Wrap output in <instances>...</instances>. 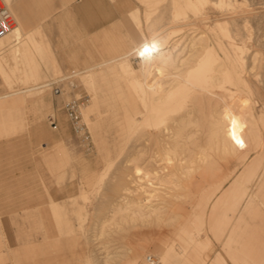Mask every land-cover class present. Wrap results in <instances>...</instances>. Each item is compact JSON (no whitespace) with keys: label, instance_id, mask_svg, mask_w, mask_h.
Masks as SVG:
<instances>
[{"label":"bare ground","instance_id":"6f19581e","mask_svg":"<svg viewBox=\"0 0 264 264\" xmlns=\"http://www.w3.org/2000/svg\"><path fill=\"white\" fill-rule=\"evenodd\" d=\"M132 1L135 5L129 15L144 37L122 57L104 63L116 62L123 88L132 95L122 107L125 127L117 134L120 151L114 152L122 156L130 139L132 149L123 156L124 170L120 169L121 174L109 187L121 200L112 199L115 202L107 205L109 214L98 217L96 225L119 231L129 225L141 236L133 245L127 242L129 246L121 248L123 251H110L105 246L92 264H110L118 259L123 264H264V258L259 261L253 249L256 241L244 235L264 232L262 172L254 180L264 154V91H258L259 99L252 102L247 87L253 75L249 70L262 57L256 54L264 50V0ZM24 22H17L0 37V80L8 88L13 82L18 85V80L14 75L11 78L15 70L7 67L15 64L10 65L3 57L6 50L11 55L28 53L25 59L31 65L39 64L34 51L36 55L45 53L44 59L54 55L50 40L40 41L34 35L37 31L46 36L44 29L38 26L25 37V25L29 23ZM251 22L256 28H251L253 32L249 29ZM250 53L248 61L246 55ZM52 63L58 64L55 58ZM36 70L33 72L40 73ZM35 75L31 73L36 79L43 76ZM91 94L94 100L95 86ZM14 104L12 100L6 114H1L4 120L0 126L13 123ZM131 110L133 115L129 116ZM8 129L11 131V127ZM113 156L109 154L106 166L96 173L93 187L81 189L84 200L90 198V191L108 188L115 170L109 164L118 161ZM50 205L56 241L69 242L73 210L62 212L53 201ZM77 211L78 219L88 218L87 212ZM204 228L211 236H199ZM160 230L172 233H161L159 241L156 238L159 253H154V258L145 241L152 240L153 231L158 234ZM213 240L222 250L211 255V249L206 253V248Z\"/></svg>","mask_w":264,"mask_h":264},{"label":"rangeland","instance_id":"374dc122","mask_svg":"<svg viewBox=\"0 0 264 264\" xmlns=\"http://www.w3.org/2000/svg\"><path fill=\"white\" fill-rule=\"evenodd\" d=\"M1 1L3 5L9 8L16 19V23H20L22 17L14 11L13 0H7L8 2L5 0ZM7 3L9 4L7 5ZM132 5L134 6L135 4L132 3ZM129 13L125 15V18L132 23L133 35L136 40H138L140 39V34L136 32V23H134L135 21H133L134 19L131 18ZM49 17V15L45 16V18ZM57 18L64 20L66 18L64 11H59L58 15L54 16V19ZM249 26H251L249 27L251 31L253 30L251 28H255V24L252 26V22ZM40 28L42 29V27ZM43 28L46 31V36H42L40 33L36 34L37 31L34 32L36 27L27 26L26 30H28V32L25 37H27L30 32H34L35 37H37V39L39 37L38 40L40 41H42V38H46V42L47 40H51L49 34L50 28L48 26ZM255 29L253 31H255ZM60 30L63 36L62 42H60L59 39L54 43L50 41L51 46L54 48V55L50 54L48 59H44L43 56H45V53L42 54L37 52V55L39 54L37 56L34 51L33 55L36 59L35 62L39 64H27L25 57L28 53L25 55L26 52L23 51L16 52L17 54L12 53V55L16 56L15 58L9 53L10 50H6L2 54L10 65L15 64L11 66L13 68H7H9V70H15L11 78L13 75L14 77L16 76L15 79H13L15 81L18 80L17 83L19 86L16 82H13L11 88H8L6 85L4 86L0 80V95L8 93L6 96L0 97L1 120H4L3 115L6 114V107L11 104L12 100L15 101V107L13 106V110L11 109L13 117L11 122L13 123H11V126L10 124L9 126H0V134L2 133L0 139L3 137H9L10 139L15 137L23 138L25 141L26 178H32L34 182V187L31 188L32 192L29 193V190L26 197V208L24 213L26 217L0 219V240L7 253V259L4 264H92V262L94 263L96 260L95 256L97 252L101 249L103 251L105 246L110 251H119L121 248L129 246L128 244L130 243V245L136 243V241H138V239H136L137 236L138 238L141 236L140 233L131 226L129 227V225H125L126 227L120 229L121 231L112 228V230H110V228L102 229L100 226L96 225L101 216L109 214L107 212V205H109L110 202H115L112 199H116V201L121 200V198H117V193L115 194L112 190L110 192L109 187L114 185L122 172L121 170H124V166L121 164L123 156L132 149V142L130 139L127 143L125 142L126 147H124L122 156H116L114 152V150L120 151V141L116 135V119L120 106L115 90L116 87L120 89L124 86L121 76H118V67L114 61L105 64L107 66L105 67L104 63L110 59L104 60L102 54H97L95 52H89L87 59L82 63L74 64L69 62L70 64H67L66 56L72 55L73 52L71 50H66L64 46L66 40L64 34L65 28L62 27ZM29 53L32 54L31 51H29ZM262 53H264L263 49H261V55L259 53V55L256 54L257 58H260L258 56L262 57L261 59H257L258 61L256 60L254 64L255 66L249 70V74H253L252 76L250 75V82L247 84V87H250L248 96L252 102L259 99L257 95L258 91H264V60H262L264 59V54L262 55ZM246 56L249 61L250 57L248 58V56H251V53ZM46 57L47 56H45V58ZM54 58L59 65L52 63L54 62ZM47 60L49 61L47 62ZM133 64L135 66L137 65L135 59H133ZM29 65L30 68L33 67V69L39 67V69L36 68L37 70H34L40 73L33 72V69H30L31 71L33 70L31 72L28 67ZM24 69L29 71L26 72ZM23 73H27V76L29 75L32 80L35 77H31V73H33V75L36 74L35 76L38 74H41L40 77L42 74L43 76L38 79L35 78L32 82L29 77L25 75L28 78L26 79ZM89 74H93L94 76H89ZM19 77H21V80H19ZM89 77L92 78V82H90ZM13 79L12 81H14ZM23 79L27 80V82ZM93 79L95 80L93 81ZM92 86H95L97 95V99L95 100L96 105L93 104L94 100L91 94ZM14 88L19 89L17 91L19 94L17 92H11L10 89ZM60 91H62V93H60ZM126 93L130 99L132 95L127 91ZM38 98H45V102H38ZM262 100L264 102V97H262ZM73 101H76L80 105L79 111L82 116L81 124L83 128L78 132L75 130L74 124L68 114L69 104ZM34 105L36 106L35 113L30 111L31 107ZM90 105L91 110L89 114L92 123H94L93 127L86 125L84 120V107L88 108ZM254 110L257 113V108ZM131 115H133L132 110L129 116ZM6 118L8 119V117ZM8 127H11V131H9L10 129H8ZM3 128L7 131H3ZM12 129L15 131L13 132ZM59 139L61 140L59 143H62L64 146L62 153H56L57 145L59 144L57 141ZM106 150H110L111 157L115 154L113 157L116 158V160L118 159V161H115L113 164H109V167L111 166V168L115 170L107 182L108 188L106 187L107 185H104L108 190L105 189L104 191L102 186V188L97 191H90L91 194L89 192L90 200H84L80 191L82 188L91 189L93 187V179L96 173L101 170L105 164L103 156ZM254 155L255 153L251 154L250 158ZM119 156L121 158H118ZM263 159L264 154L260 160L261 166L256 170L254 180L258 179L257 174L259 172H262L260 176L262 175V177H264ZM116 176L117 178H115ZM81 183L82 185H80ZM52 200L54 204H59L57 209H60L62 212H68L70 208L71 211L73 210V229L69 237L71 242L65 243L63 240L56 241L46 237L47 234L42 225L43 222L52 223L51 218L53 215H51L49 210ZM77 209H81L82 212L88 213V218L85 219V221L77 218L79 214ZM255 218H261V216H255ZM75 223L78 226L75 225ZM133 230L137 232L138 235H136ZM157 230L155 229V232H157ZM100 231L103 232V234L100 233ZM117 231L120 232V234ZM132 231L134 233H132ZM161 231L163 230L158 231L160 232L158 233L159 235L153 231V233L156 234L155 236L152 233L154 236H152L153 243L151 242L152 240L145 241L150 251L149 253H152L154 258H156L154 253H159L156 238L159 237L157 238L159 241L162 237L161 233H165V230L164 232ZM170 232L171 231L165 234L170 235L172 233ZM199 233L200 237H204L206 233L209 234L210 232L207 228H204V230L201 229ZM244 235L250 236L256 241L252 244L254 247L253 249L258 253V260H263L264 232L252 233L249 235L248 233H244ZM151 248L152 252L150 250ZM153 248L156 249L154 250ZM220 248V244L213 240L212 246L206 248V253L211 249L210 254L213 255L216 251H221L222 249ZM123 250L124 249L121 251ZM121 261L122 259H118L112 260L111 262L112 264H123V261Z\"/></svg>","mask_w":264,"mask_h":264},{"label":"crops","instance_id":"0c3cea01","mask_svg":"<svg viewBox=\"0 0 264 264\" xmlns=\"http://www.w3.org/2000/svg\"><path fill=\"white\" fill-rule=\"evenodd\" d=\"M132 3V0H13V9L19 16H24L22 18L25 21L24 25L29 23V26L42 28L48 26L52 43L57 42L58 39L62 42L60 29L65 28L64 46L66 50L73 52L72 55L66 56L67 64H78L87 59L89 52L102 54L104 60L117 59L142 41L144 37L142 31L136 27V32L140 34V39L136 40L132 32V23L125 18L133 8ZM59 11H64L66 15L64 20L54 19ZM46 15L50 17L45 18ZM3 85L5 86L4 83ZM115 91L120 106L116 119L117 135L125 127L122 107L124 102L130 99L123 87ZM95 96L94 105L97 99L96 92ZM37 101L43 103L45 98H38ZM90 107L91 105L88 108L84 107V120L86 125L93 127L94 123L89 114ZM30 111L35 113L36 106L31 107ZM60 141L59 139L57 143ZM63 150V144L59 143L56 153H62ZM109 154L110 150H106L103 156L105 161L103 168L108 162ZM32 187H34L33 179L26 178L25 141L22 137L13 139L3 137L0 139V219L26 217L24 214L26 197L29 190V193L32 192ZM42 226L45 228L46 237L56 240L57 232L52 229L51 223L43 222ZM6 259V249L3 248L0 240V264H4Z\"/></svg>","mask_w":264,"mask_h":264},{"label":"built area","instance_id":"2783aa9c","mask_svg":"<svg viewBox=\"0 0 264 264\" xmlns=\"http://www.w3.org/2000/svg\"><path fill=\"white\" fill-rule=\"evenodd\" d=\"M16 24V19L11 13V11L4 5L0 3V37L13 29ZM79 104L73 101L69 104L68 114L71 121L74 124L75 130L81 131L83 126L81 124L82 116L79 111Z\"/></svg>","mask_w":264,"mask_h":264},{"label":"snow or ice","instance_id":"6c2138e0","mask_svg":"<svg viewBox=\"0 0 264 264\" xmlns=\"http://www.w3.org/2000/svg\"><path fill=\"white\" fill-rule=\"evenodd\" d=\"M145 51H148L147 49H145Z\"/></svg>","mask_w":264,"mask_h":264}]
</instances>
